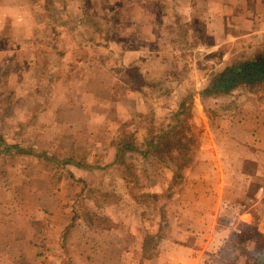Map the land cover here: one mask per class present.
I'll use <instances>...</instances> for the list:
<instances>
[{"label": "rangeland", "instance_id": "obj_1", "mask_svg": "<svg viewBox=\"0 0 264 264\" xmlns=\"http://www.w3.org/2000/svg\"><path fill=\"white\" fill-rule=\"evenodd\" d=\"M134 48L139 57L120 74L130 83L127 89L136 87L150 99L148 110L131 113L105 150L91 146L93 139L105 144L107 136L68 134L85 122L77 112L66 113L65 132L57 120L47 126L42 118L30 123L22 116L46 101H63L70 109L79 97L69 82L87 77L94 81L86 87L101 86L105 75L99 65L116 64ZM262 51L264 0H0V179L26 176L47 191L63 183L68 206L76 210L25 217L19 212L17 231L10 233L14 240L0 242V264H22L21 257L25 264H141V247L148 264H169V255L181 259L180 243L188 258L171 264H215L209 254L225 243L215 244L224 229L217 222H233L232 232L237 231L241 211L232 206L238 205L251 208L246 223L264 234V196L257 191L264 168L242 157L228 170L237 182L227 185L229 207L216 216V211L185 210L201 206L202 191L217 189L197 182L196 177L218 176L216 167L199 162L212 157L207 130L229 126L223 122L226 108L235 102L224 98L228 91L209 90L224 68ZM77 63L81 69L72 70ZM76 90L81 93V87ZM247 90L239 86L236 93ZM249 91L264 101V84ZM162 134L169 146L155 151L149 142ZM73 160L97 166L79 172L72 163L55 164ZM213 221L216 240L206 245L211 231L203 229ZM5 236L0 233V239ZM23 237L31 239L28 247L19 243ZM227 253L233 257L229 264H251L256 249L250 242Z\"/></svg>", "mask_w": 264, "mask_h": 264}, {"label": "crops", "instance_id": "obj_2", "mask_svg": "<svg viewBox=\"0 0 264 264\" xmlns=\"http://www.w3.org/2000/svg\"><path fill=\"white\" fill-rule=\"evenodd\" d=\"M139 54L140 51L137 50V48H134V50L126 51L123 55L118 56L119 60H117L116 64L110 62L99 65L103 70L105 77L102 79L101 86L98 85L99 87L97 88L86 87L88 82L94 81L87 77L81 82L75 80L69 82L70 85H73V95L79 97V99H75L77 104L70 109H67L66 104L63 101H57L56 105L49 104L50 102L46 101L45 106H36L33 108L32 105H30L32 108L25 109L22 116L25 117L27 121H31L30 123L37 118H42L41 122H43V125L46 124L47 126H50V121L52 124L55 123L54 120H57L56 124L61 125L60 127L63 129V132H65L66 113L73 114L74 112H77L78 115L82 117V122L83 117L85 118V122H83L84 124H79L77 131L76 129L74 131H68V134L85 135L90 136L91 138L97 137L98 134H101V136H107L105 144L101 143L103 140L97 141L93 139L92 142H94L95 145L91 146L93 150L97 149V151H102L103 148L105 150L106 147L111 146L112 140L114 136H116L115 130H119L120 125H122L121 130L123 129V124L128 122L131 113L135 114L134 111L137 113H144L146 109L148 110L150 99L146 98L141 90H136L137 92L134 91L136 87H133V92L129 87L127 89V85L130 83L125 82L120 74L130 66L131 62L139 57ZM49 66L50 65H48V67ZM80 66L81 63H77L73 66L72 70L78 71L81 69ZM94 67L98 69L97 65ZM47 68H44L43 70H46ZM83 69L85 70V66H82V71ZM58 82L60 83L61 80ZM77 87H81V93L77 92ZM141 88L143 87H140V89ZM236 91L237 87L224 94L225 96H228L224 98H233L235 100L234 103L232 102L233 105L231 108L227 107V111L225 110L227 120H224L223 122L229 126L226 125L224 128L219 127L216 130H207V136L212 137L211 140L213 141L212 144L207 147L209 148V152L211 151L212 157H203L199 162V165L202 166H208L211 168L216 167L218 170V176L214 177L215 179H211L210 175L196 177L197 182L217 184V189L213 191H217V196L212 190L210 191V189L202 191L201 194H199L201 198V206L190 205L193 206V208L189 207V209H185L186 211H209V213L210 211H216L215 214H213V216H216L218 214L217 211H222L229 207L230 201L225 194L227 185H232L237 182L232 177L234 171L232 170L230 173L228 170L230 167L233 169V167L238 166V164L233 162L239 160L240 157H242V160L252 161L255 168L259 166L262 167V169L264 168V101L259 95H256L249 90L243 91L241 94L236 93ZM233 95L235 96L233 97ZM153 106V111H157V109L158 112L160 111V106H156V104ZM19 119L22 120L21 118H17V120ZM21 123L22 121H20V124ZM47 126L46 129H48ZM63 132H61V136L66 134ZM29 135L31 134L27 133L26 136ZM29 138H33V135ZM215 141L217 142L215 143ZM76 144L79 145V143ZM0 145L3 144L0 143ZM18 149L22 151L24 150L21 147ZM119 149L120 148L115 149V155L119 152ZM110 150L112 151V149H109V151ZM107 162V164L111 165L113 160L109 159ZM68 163H72L75 169L79 172L85 167L95 168L97 166L95 163L85 165L81 161L76 160L55 161L56 166L59 168L66 167ZM19 176L23 177L24 175L19 174ZM245 176L248 178L246 183L250 184L253 178L252 174L250 173ZM43 178L44 177H42V179ZM86 181L88 182L89 180L86 179ZM194 181L195 180L192 182L194 183ZM47 182L49 181L47 180ZM35 185L37 184H34V180H30V178H26V176H24V178H16L15 175H7L4 179H0V233L6 234L4 238L0 239V242L6 243L7 241L10 243L14 240L10 233L17 231L14 220L18 217L19 212V216L25 217L30 216L33 211H76L75 209L73 210V207L68 206L63 183H59L56 188L52 187V190L50 191H47V186L38 189ZM48 187L50 188V186ZM198 191L199 190L196 192ZM257 191L261 192L262 197L264 196V183L259 186ZM235 204L236 203L233 201L232 205ZM238 206H232L234 211H241L237 213V222L246 223L248 220L245 218L246 216H252V210L250 207L249 209H238ZM204 215H206V212ZM214 223L216 222L213 221V225H210L207 229H203L206 233L211 231L206 245L210 243L211 239V245H214L213 242L216 240V237L213 235V230L216 228ZM217 223L222 225L224 229L221 230L223 236L221 238L223 239L220 241L217 239V243L215 244L220 242L224 243L234 229V224L233 222L226 224H221L220 222ZM194 226L197 227L198 225ZM185 232H188V228L185 229ZM178 238L181 239L175 240L183 241L182 237ZM30 240L29 237H23L19 243L22 244L23 247H28ZM41 244L44 243L41 242ZM179 245H181L179 246L180 249L178 251L181 254V259L177 256L169 255L167 257L171 260L169 261V264L175 261L183 262L185 261L184 258H188L186 251L184 255L182 253V250L187 247L181 243ZM193 249L189 248L190 251H193ZM142 252L141 247L139 253L141 264L151 263V260L147 259ZM214 252L216 251L210 253ZM17 260H19V263H26L22 257Z\"/></svg>", "mask_w": 264, "mask_h": 264}, {"label": "trees", "instance_id": "obj_3", "mask_svg": "<svg viewBox=\"0 0 264 264\" xmlns=\"http://www.w3.org/2000/svg\"><path fill=\"white\" fill-rule=\"evenodd\" d=\"M264 84V51L257 53L253 58L240 62L234 66L224 68L216 78V82L209 92L229 91L236 87H245L248 90L254 89ZM185 104H181V108ZM181 114V111L177 115ZM167 134L158 135L157 139L149 142L150 146L156 151L167 147ZM169 146V145H168ZM134 147L126 145L124 149L131 150ZM146 152H142L146 155ZM252 242L255 245L256 254L252 258L251 264H264V234L260 233L253 223H240L238 230L233 232L225 241L223 247H220L216 252L209 254L210 261L215 264H229L232 258L231 254L235 251L244 249L248 243ZM144 256H146L143 253Z\"/></svg>", "mask_w": 264, "mask_h": 264}, {"label": "water", "instance_id": "obj_4", "mask_svg": "<svg viewBox=\"0 0 264 264\" xmlns=\"http://www.w3.org/2000/svg\"><path fill=\"white\" fill-rule=\"evenodd\" d=\"M203 94H204V92H203V93H200L199 95H201V96H202Z\"/></svg>", "mask_w": 264, "mask_h": 264}]
</instances>
